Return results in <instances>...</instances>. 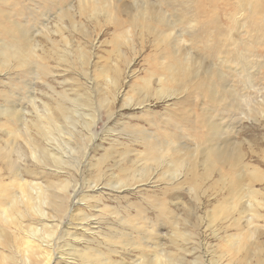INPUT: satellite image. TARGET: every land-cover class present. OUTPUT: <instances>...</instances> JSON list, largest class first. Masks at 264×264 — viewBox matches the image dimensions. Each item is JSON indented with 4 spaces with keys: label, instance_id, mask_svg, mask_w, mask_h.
Segmentation results:
<instances>
[{
    "label": "rangeland",
    "instance_id": "obj_1",
    "mask_svg": "<svg viewBox=\"0 0 264 264\" xmlns=\"http://www.w3.org/2000/svg\"><path fill=\"white\" fill-rule=\"evenodd\" d=\"M245 2L0 0V216L18 202L24 225L13 240L35 230L47 264H227L249 233L264 257V0ZM147 8L162 20L134 19ZM187 56L191 74L169 81ZM235 152L233 167L209 165ZM26 252L9 263L37 260Z\"/></svg>",
    "mask_w": 264,
    "mask_h": 264
},
{
    "label": "bare ground",
    "instance_id": "obj_2",
    "mask_svg": "<svg viewBox=\"0 0 264 264\" xmlns=\"http://www.w3.org/2000/svg\"><path fill=\"white\" fill-rule=\"evenodd\" d=\"M234 1V0H233ZM238 1V6H240L241 4H245L246 2L245 1H247V0H237ZM250 2V1H249ZM111 3V2H110ZM249 4V3H248ZM147 6V5H146ZM145 6V7H146ZM148 6H150V5H148ZM246 6H247V4H246ZM117 7H119V5H117ZM135 8H136V6H134ZM140 7V6H139ZM142 7H143V5H142ZM138 8V7H137ZM150 8H152V7H150ZM149 8V9H150ZM154 8V7H153ZM245 8V6L244 7H242L240 10L242 11L243 9ZM139 9H137V11H138ZM154 10V9H153ZM159 10H161V9H158V11ZM157 11V10H156ZM155 11V12H156ZM154 11L153 12H148V8L147 9H144V11L142 12V13H137V15L135 16V14H133L135 17H134V19H136V18H138L139 20H141V21H143V23L148 27V25H149V23H152V22H155V23H157V19H160V20H162V17L160 18L159 17V15L157 14V13H155ZM164 13V12H163ZM126 14H128V12H126ZM130 15H132V14H130ZM163 15V14H162ZM167 15V14H166ZM239 15H241V14H239ZM128 16V15H127ZM165 16V15H164ZM171 16V15H170ZM131 17H133V16H131ZM130 17V18H131ZM169 17V16H168ZM109 18L110 19H113L114 18V16L113 15H111V16H109ZM170 18H172V17H169V19ZM164 19V18H163ZM166 19V18H165ZM115 20L116 21H118L117 20V16L115 17ZM235 21V20H234ZM211 22H212V24H214V23H216V27L218 26V27H220V25H222L221 23H219L218 21H217V19H214V22H213V20H211ZM221 22V21H220ZM167 24V23H166ZM170 24V23H169ZM174 24V23H173ZM210 23L208 22V25H209ZM235 24H238L237 22H235ZM232 25H233V22H232ZM157 26V25H156ZM235 26V25H234ZM141 27H143V25L141 26ZM146 29V28H145ZM220 29V28H219ZM170 30H172V29H170ZM221 30V29H220ZM143 31V30H142ZM222 31V30H221ZM188 32H190V31H188ZM191 32H192V35H195L196 33H194V31L193 30H191ZM172 34V33H171ZM191 34V33H190ZM173 36V35H172ZM173 38V37H172ZM176 38V37H175ZM183 45V44H182ZM119 51V50H118ZM184 52V51H183ZM185 53V52H184ZM190 54V53H189ZM188 54V55H189ZM185 55H187V54H185ZM193 57V56H192ZM192 57L190 58H188V56L187 57H185L184 58V60H183V63H181V61H178L177 62V64L175 65V67L174 68H168V80L169 81H175V79L177 78V76H179L180 74L182 75V74H185V75H189V74H191V72L189 71V69H188V66L189 65H191L193 62H194V59H192ZM193 61H192V60ZM196 60V59H195ZM3 65V64H2ZM5 66H7L6 64H5ZM115 78V77H114ZM116 81V80H115ZM114 81V82H115ZM113 82V83H114ZM116 82H118V81H116ZM115 82V83H116ZM113 86H115V84L113 85ZM167 92V91H166ZM2 114H3V112H2ZM51 114V113H50ZM51 117H52V114L50 115ZM54 117V116H53ZM55 118V117H54ZM54 118L52 119H50V120H52L51 122H54L55 120H54ZM65 118H67L66 116H65ZM93 118V117H92ZM89 119V118H88ZM90 119H91V117H90ZM66 120V119H65ZM90 123V122H89ZM50 125H51V123H49ZM57 124H58V122H57ZM56 124V125H57ZM53 125H55V123L53 124ZM52 125V126H53ZM55 125V126H56ZM90 127V126H89ZM53 128V127H52ZM49 129V128H48ZM47 129V130H48ZM57 129V128H56ZM49 132L51 131V130H48ZM55 131V130H54ZM48 133V132H47ZM60 133H61V131H60ZM64 134V133H63ZM51 135H53V134H51ZM36 148V147H35ZM35 151V150H34ZM35 152H37V151H35ZM34 153V152H33ZM39 153V152H38ZM43 153L44 152H41V154L43 155ZM238 153V152H237ZM236 152L235 153H233L230 157H223V156H221L220 154H218V155H211V156H208V162H209V165H211V166H213L214 165V163L216 162V161H228L229 163H230V165L233 167V165H234V163H236L237 161H239L240 160V158L242 159V157H239V160H236V161H234L236 158H238L237 157V155L239 154H237ZM37 154V153H36ZM42 155H40L41 156V158H39V159H43L42 158ZM45 155L46 154H44L43 156L45 157ZM56 156V155H55ZM39 157V156H38ZM234 162V163H233ZM234 169V168H233ZM23 181V180H22ZM26 182H27V180H26ZM29 182V181H28ZM238 182V181H237ZM24 183H25V181H24ZM18 185V184H17ZM22 185V184H21ZM25 185V184H24ZM31 186H33L32 184H30ZM30 185H28V183H27V189H29L28 187H30V188H33L34 186H35V183H34V186L33 187H31ZM36 188H38L39 186L37 185V183H36ZM23 187V186H22ZM21 187H19V189H20ZM24 188V187H23ZM35 188V187H34ZM33 188V189H34ZM35 188V189H36ZM25 190V189H24ZM30 190V189H29ZM29 190H28V192H29ZM42 190H44V189H42ZM41 190V191H42ZM21 192V191H20ZM24 192V191H23ZM23 192H21V193H23ZM33 195H34V193H32ZM31 194V195H32ZM42 194V193H41ZM46 194V193H45ZM36 195H37V193H36ZM26 196V195H25ZM29 196H30V194H29ZM46 197L48 196V194H46L45 195ZM44 196V197H45ZM18 198H19V196H17ZM31 197V196H30ZM32 197H34V196H32ZM31 197V198H32ZM49 198H50V196H48ZM12 198V197H11ZM27 198H28V195H27ZM26 198V202L28 201V203L31 201L29 198L27 199ZM37 198V197H36ZM34 199V200H36L37 201V199ZM49 198H47V199H49ZM24 199H25V197H24ZM41 199H42V196H41ZM3 200V199H2ZM14 200V199H13ZM50 200V199H49ZM7 201V200H6ZM48 201V200H47ZM1 202V201H0ZM8 203H9V201H7ZM6 202V203H7ZM14 202V201H13ZM18 202H15L14 204L12 203V201H11V203H10V205L9 206H7V208H6V210H5V207L3 208L4 209V215L3 214H1V219H2V221L4 222V225L3 226H1V224H0V246H2V247H5V246H9L10 248H13L12 250L13 251H11V253H3V251L2 250H0V261H2V263L3 264H10L9 263V261H12V260H14L15 259V254H25V252L27 251V252H29V254H31V255H34V256H36V257H38L37 258V260H32L31 259V257L29 256V255H27V256H25V258H26V260L29 262L28 264H47L48 263V259H49V257L51 256L50 254H51V249H52V247H51V245H50V243L48 242V241H41V240H39V238L36 236V234L34 233L35 232V230H34V232H33V230H30L29 232H28V237H26V236H24V237H22V238H19V240L18 241H16V240H13V238H12V231H10L9 232V230H10V225L12 224V225H14V231L13 232H17V231H20L22 228H23V226L24 225H22V221L21 220H23V219H19V215H22L23 213H22V209L20 210V208L18 207V204H17ZM20 203V202H19ZM28 203H27V205H28ZM32 203V202H31ZM29 203V205H34L35 203ZM51 203V202H50ZM256 203V202H255ZM4 204V203H3ZM2 204V205H3ZM21 204H23V203H21ZM25 204V203H24ZM32 205V206H33ZM36 205V204H35ZM34 205V206H35ZM38 206H39V204H37ZM5 206V205H4ZM33 206V207H34ZM36 208V207H35ZM40 208V207H39ZM42 208V207H41ZM46 208H48V207H45V209ZM2 209V208H1ZM47 210V209H46ZM52 210H53V208H52ZM60 210V209H59ZM227 209H225V211H226ZM56 211V210H55ZM25 212V211H24ZM59 212V211H58ZM26 213V212H25ZM33 213H35V212H33ZM37 213H39V211L37 212ZM47 213V212H46ZM55 213V212H54ZM60 213V212H59ZM19 214V215H18ZM30 214V213H29ZM40 214V213H39ZM47 214H49V211H48V213ZM46 214V215H47ZM51 214V213H50ZM27 215V214H26ZM31 215H32V213H31ZM30 215V216H31ZM33 216H34V214H33ZM38 216V215H37ZM255 216H257V215H255ZM35 217V216H34ZM257 217H259V216H257ZM262 217V216H261ZM28 217L26 216V219H27ZM37 218V217H36ZM48 218V217H47ZM50 218H51V215H50ZM25 219V218H24ZM29 219H30V217H29ZM40 219V218H39ZM56 219V218H55ZM36 220H38V219H36ZM29 221H31V219L29 220ZM41 221V220H40ZM57 221V220H56ZM28 222V221H27ZM26 222V223H27ZM32 222V221H31ZM34 222H36V221H34ZM45 222L46 221H44L43 223L45 224ZM52 222H53V220H52ZM59 222H60V220H59ZM1 223V222H0ZM48 223V222H47ZM33 225H35L36 223H32ZM40 224H41V222H40ZM49 224V223H48ZM48 224H46L47 226H48V228H50L49 227V225ZM52 224V223H51ZM58 224V223H57ZM39 225V224H38ZM43 225V224H42ZM29 226V225H28ZM45 226V225H44ZM25 227H27L26 225H25ZM30 227H32V225L30 226ZM39 227V226H38ZM46 227V226H45ZM45 227H44V229H45ZM57 227V226H56ZM28 228V227H27ZM26 228V229H27ZM32 228H35V227H32ZM40 228V227H39ZM39 228H37V229H39ZM47 228V229H48ZM42 229H43V226H42ZM43 229V230H44ZM40 230V229H39ZM46 230V229H45ZM50 230V229H49ZM52 230V229H51ZM54 230H56V229H54ZM44 232V231H43ZM48 232V231H47ZM241 232V231H240ZM23 233V232H22ZM242 233V232H241ZM24 234V233H23ZM49 236H50V234H48ZM231 235V234H230ZM240 235V234H239ZM249 233L248 234H245L244 236L245 237H243L242 236V238H240V236H238V235H236V236H234L233 238H232V241L229 243V245H228V249L226 250V252L227 253H225L226 255L228 254V256H229V262L227 263V264H233L234 262H233V260H234V257H239L240 256V258H242V259H244L241 263H238V264H264V257H263V255H261V254H263V253H260L259 252V249H260V247L262 246H260V247H258V246H256L253 250H251L250 249V247L251 246H254L255 244L254 243H250V245H248L247 246V244H245L242 240L244 239V238H246V239H249ZM20 236V235H19ZM17 237H18V235H17ZM16 237V238H17ZM15 238V237H14ZM231 238V237H230ZM18 239V238H17ZM43 240V239H42ZM37 241H39V242H37ZM249 241V240H248ZM37 242V243H36ZM229 242V241H228ZM21 245H24V246H21ZM6 248V247H5ZM1 249V248H0ZM54 251V250H53ZM88 251V250H87ZM26 252V253H27ZM90 255V254H89ZM20 257H23V256H20ZM19 257V258H20ZM92 257V256H91ZM83 258V257H82ZM168 259V258H167ZM25 260V261H26ZM100 261H102L101 259H99V262ZM17 262V261H16ZM20 262V261H19ZM18 262V263H19ZM24 262V261H23ZM88 262H89V264L90 263H94V262H98V260H95L94 261V258H91V260H88ZM171 262V261H170ZM25 263V262H24ZM107 263V262H106ZM105 263V264H106ZM16 264V263H15ZM111 264V263H110ZM156 264H161V261L160 260H157L156 261Z\"/></svg>",
    "mask_w": 264,
    "mask_h": 264
}]
</instances>
